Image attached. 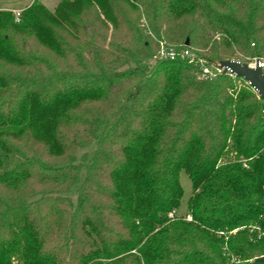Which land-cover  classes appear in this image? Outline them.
<instances>
[{
    "label": "trees",
    "instance_id": "obj_1",
    "mask_svg": "<svg viewBox=\"0 0 264 264\" xmlns=\"http://www.w3.org/2000/svg\"><path fill=\"white\" fill-rule=\"evenodd\" d=\"M160 42L177 57L155 60ZM254 57L264 0L0 9V264H234L217 231L235 228L238 264H264V100L200 77L201 60ZM182 170L191 221L169 216Z\"/></svg>",
    "mask_w": 264,
    "mask_h": 264
},
{
    "label": "rangeland",
    "instance_id": "obj_2",
    "mask_svg": "<svg viewBox=\"0 0 264 264\" xmlns=\"http://www.w3.org/2000/svg\"><path fill=\"white\" fill-rule=\"evenodd\" d=\"M34 0H0V9H13V13L14 11L17 10H22L23 8L27 7V5L30 3H32ZM40 3H42L43 5H45L47 8H49L51 11L55 10V7L57 6L58 2L60 0H38ZM215 37H218V35H216ZM256 59H258L257 57H254L252 59H249L251 61V63H253ZM97 144L94 143L90 146L84 147V148H80L77 150L76 152V157L78 159L79 162H83L84 157L86 155L90 157H92L95 153ZM233 155L230 154V156L227 158L226 156L221 158L219 161V164H223L225 162H227V160H233ZM7 156L5 154L4 151H2L0 149V159L6 160ZM180 180H181V184L183 186L184 189V193H183V197L181 200V204L180 207L177 210H173L169 216L170 218L174 219V218H184L186 220L191 221L192 220V215L189 213V209H188V199L192 194V182L188 176V174L186 173L185 170H182L180 173ZM173 214V216L171 215ZM239 230V228H235L233 231L230 232H225V231H217L218 235H224L225 236V241L226 243H224V245H222V251L224 252L223 254L228 256L230 258V263H234V264H238L241 263L242 258L235 256L234 254L229 252L228 249V236H226V234H230V233H236ZM260 235H264L263 232H260Z\"/></svg>",
    "mask_w": 264,
    "mask_h": 264
},
{
    "label": "water",
    "instance_id": "obj_3",
    "mask_svg": "<svg viewBox=\"0 0 264 264\" xmlns=\"http://www.w3.org/2000/svg\"><path fill=\"white\" fill-rule=\"evenodd\" d=\"M188 44L189 39L186 40V45ZM219 66L224 68L225 72L230 71L233 75L244 79L264 100V70L260 65V59H257L255 64L236 59L222 60ZM258 260L264 261V256L259 257Z\"/></svg>",
    "mask_w": 264,
    "mask_h": 264
},
{
    "label": "built area",
    "instance_id": "obj_4",
    "mask_svg": "<svg viewBox=\"0 0 264 264\" xmlns=\"http://www.w3.org/2000/svg\"><path fill=\"white\" fill-rule=\"evenodd\" d=\"M21 12L22 10H17L14 11V15L16 17V20L19 21L21 17ZM160 49L158 53L154 56V59H163V58H169V59H175L177 55L179 54L178 51H176L174 48H167L164 44V42H160ZM181 55H189V50L188 49H182L180 51ZM238 60V59H236ZM257 60V59H256ZM256 60L252 63L255 64ZM241 61V60H239ZM242 62V61H241ZM251 63V62H248ZM260 65L264 70V60L260 59ZM201 78H213L215 77L218 73L224 71V68H221L219 66V63L213 64L212 66H208L203 60H201ZM231 73L230 71H228ZM232 74V73H231ZM173 216V214H171Z\"/></svg>",
    "mask_w": 264,
    "mask_h": 264
},
{
    "label": "crops",
    "instance_id": "obj_5",
    "mask_svg": "<svg viewBox=\"0 0 264 264\" xmlns=\"http://www.w3.org/2000/svg\"><path fill=\"white\" fill-rule=\"evenodd\" d=\"M30 4H31V3H30ZM28 5H29V4H28ZM28 5H27V6H28ZM4 9H5V8H4ZM8 10H9V9H8ZM11 10L13 11V9H11Z\"/></svg>",
    "mask_w": 264,
    "mask_h": 264
}]
</instances>
